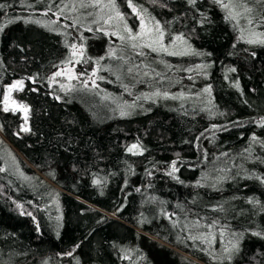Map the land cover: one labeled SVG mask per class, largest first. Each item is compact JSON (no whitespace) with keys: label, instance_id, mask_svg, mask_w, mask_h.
Instances as JSON below:
<instances>
[{"label":"trees","instance_id":"1","mask_svg":"<svg viewBox=\"0 0 264 264\" xmlns=\"http://www.w3.org/2000/svg\"><path fill=\"white\" fill-rule=\"evenodd\" d=\"M74 1L0 0V264H264V42L230 0H113L172 53Z\"/></svg>","mask_w":264,"mask_h":264},{"label":"rangeland","instance_id":"2","mask_svg":"<svg viewBox=\"0 0 264 264\" xmlns=\"http://www.w3.org/2000/svg\"><path fill=\"white\" fill-rule=\"evenodd\" d=\"M231 1V11L233 18L241 26V34L244 39L251 41L253 43L264 42V8L258 0H230ZM68 12L72 15L75 20H80L82 23L88 24H98L101 28L108 31L109 33L115 35L118 39L125 37H135L138 41L151 43L157 47L163 46V37H161V32L157 30V25L145 19L138 12L139 17V28L132 34L129 31L123 17L119 13L113 0H75L72 5L68 8ZM141 21H143V27L141 26ZM255 21V22H254ZM262 26L261 29H255L254 27ZM60 30V29H59ZM165 50L169 52H177L183 49L181 46V39L172 38V40L163 46ZM73 54V52H72ZM61 75H57V82L61 84L62 88H66L67 85L71 84V80L74 77V70L71 66H66L59 71ZM18 81H14L12 84L8 85L5 89L3 95L2 105L3 108L7 104L9 110L20 111L22 115H26L23 110L18 106L23 105L17 102L12 97V92L15 89L9 91L10 86L16 84ZM80 97H89L90 99L96 97L92 92H81ZM79 94V93H78ZM7 97V100L5 99ZM99 102L95 103L97 108H102V101H107V98L97 96ZM24 106V105H23ZM6 163L8 167L13 169L15 172L22 173L20 168L16 165L18 164L14 155L10 152L6 155Z\"/></svg>","mask_w":264,"mask_h":264},{"label":"snow or ice","instance_id":"3","mask_svg":"<svg viewBox=\"0 0 264 264\" xmlns=\"http://www.w3.org/2000/svg\"><path fill=\"white\" fill-rule=\"evenodd\" d=\"M190 2H194V0H190ZM129 6L132 7L133 12H136V8L132 5L131 0H129ZM225 7H227V6L225 5ZM141 26L142 27L144 26L143 25V21H141ZM157 30H159L158 29V26H157ZM162 35L163 34L161 33V37H162ZM133 39H135V37H133ZM73 47H75V46H73ZM233 71H234V69H233ZM56 75H61V73L60 72H57ZM17 87H22V81H18L16 84L11 85L9 91H11V89H15ZM5 99L7 100V97ZM18 107L21 110H23L25 112V114H27L28 109H27L26 106L19 105ZM4 111H6V112L9 111V108H8L7 104H5ZM25 121H27V115H25ZM22 130L25 131V132L29 131V129L27 127L23 128ZM132 148H137V145H133ZM129 150L131 151L132 149H129ZM174 163H173V171L176 170L175 167H174ZM234 247H235V245H234Z\"/></svg>","mask_w":264,"mask_h":264}]
</instances>
